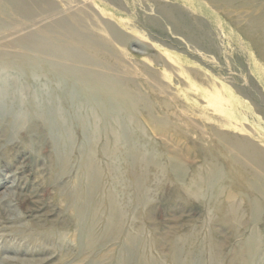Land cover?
<instances>
[{"label":"rangeland","instance_id":"1","mask_svg":"<svg viewBox=\"0 0 264 264\" xmlns=\"http://www.w3.org/2000/svg\"><path fill=\"white\" fill-rule=\"evenodd\" d=\"M217 12L0 0V264H264V156L230 145L264 155V62Z\"/></svg>","mask_w":264,"mask_h":264},{"label":"bare ground","instance_id":"2","mask_svg":"<svg viewBox=\"0 0 264 264\" xmlns=\"http://www.w3.org/2000/svg\"><path fill=\"white\" fill-rule=\"evenodd\" d=\"M197 2L202 3L203 5L208 6L210 8H213L214 9V13L217 12V11H219V12H217V16L219 18H221L222 20H224L229 26L231 25V27L234 28L239 33V35L242 36L244 38V40L246 42H248L252 46V48H254V50L258 53L259 57L264 62V0H197ZM251 7L252 8H255V10L254 11H248V10H246V9L251 8ZM242 10H245L246 12L245 13H241ZM170 13H171V11H170ZM170 16H172V15L170 14ZM213 17H214V19L216 18L215 15H213ZM18 43L20 45L29 46V48L31 50H39V51H42V52H45V53H48V54H54V55H56L59 58H64L65 59L66 56H67V54H66L67 52H63L62 50L55 49L54 47H52L51 45H49L47 42H36V43H31L30 44V43H26L25 41L23 42V40H18ZM0 55H3V54H0ZM15 56H16V58L19 59V58L22 57V54L19 53V54H16ZM56 63L58 65L57 66L58 68L65 66L61 62H56ZM93 74H94V76H92ZM89 78L92 80L93 83L99 85L100 87L102 85L105 88V91L107 90V92H108L109 87L112 88V89H114L111 92L113 96H116V97L118 96L120 98H124L125 97L124 95H126V93L125 94H122L123 97H122V95H120L123 91L121 92V91H119V89L116 88V84L117 83H115L108 75H105L103 73H95V72H93ZM128 95H130V94H128ZM127 98H129V97H127ZM127 101H128V99H127ZM132 107H134V106L132 105ZM148 118L149 119H153L154 117L152 115H149ZM221 138H223V137H221ZM231 138H233V137H231ZM234 139H235V137H234ZM224 142H226V141H224ZM230 145L232 146V148H235L233 150H236V149H237L236 151L239 150V152L241 153V155L243 157H245L244 160L240 156L237 157V159L242 160L241 163H240V165L242 163H244V164L246 163V165H247V163L253 161V158L251 157V153L254 154L255 156H257V155L262 156V158L264 156L263 155V152H261L262 148H261V150H260V148L257 149L256 148L257 146L254 147L252 144H250L248 142V140L246 141V140H243L242 139V142L240 140H238V141L237 140H234V142L232 144H230ZM231 146L229 148H231ZM263 151H264V149H263ZM238 155H240V154H238ZM234 157L236 158L235 155H234ZM237 159H234V160L238 161ZM262 160H264V159H262ZM252 167H254V166H252ZM246 169H247V167H246ZM261 169L264 170V168H262V167H261ZM261 169H260V171H261ZM263 170H262V173H263ZM249 171L250 170L248 169V172ZM253 173L254 172H252L251 174H253ZM257 173H258V171H257ZM255 175L256 174H254L253 177L256 178V179H258ZM257 175H259V174H257ZM262 175H264V174H262ZM262 175H261V177H262ZM251 177H252V175H251ZM261 177L259 179H261ZM263 178H264V176H263ZM260 192H261V190H260ZM250 208H251V206H250ZM114 210H115V207L112 205L110 207V211L111 212H114Z\"/></svg>","mask_w":264,"mask_h":264}]
</instances>
